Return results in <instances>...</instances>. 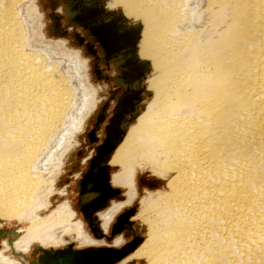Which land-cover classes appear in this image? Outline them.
I'll use <instances>...</instances> for the list:
<instances>
[{
	"label": "bare ground",
	"instance_id": "6f19581e",
	"mask_svg": "<svg viewBox=\"0 0 264 264\" xmlns=\"http://www.w3.org/2000/svg\"><path fill=\"white\" fill-rule=\"evenodd\" d=\"M36 1L0 0V226L27 221L18 238V226L0 230V239L7 238L0 264H37L40 253L56 250L45 248L49 244L125 245L118 247L121 237L112 245L92 238L80 220L73 222L68 200L45 213L63 158L94 107L95 90L79 51L43 33ZM97 1L64 0L67 24L88 29V40L101 43L104 56L113 44L140 38V62L132 64L125 51L116 56L124 60L122 75L133 81L123 83L109 121L124 117L126 123L108 127L100 147L104 160L92 158V176L78 182L79 211L93 212L106 196L96 209L106 232L115 214L137 198L138 172L148 170L165 183L142 194L132 218L146 226V236L113 264H264V0H100L103 9L104 3L113 9L107 16H126L122 36L101 28ZM114 17L105 29L122 30ZM129 18L139 22L128 24ZM135 24L138 33L131 34ZM152 69L143 91L150 99L142 104V96L134 109V77ZM103 164L108 180L110 166L119 168L110 183L123 188L125 199L100 211L119 194L103 186ZM125 213L114 224L118 235L133 240L135 210Z\"/></svg>",
	"mask_w": 264,
	"mask_h": 264
},
{
	"label": "rangeland",
	"instance_id": "374dc122",
	"mask_svg": "<svg viewBox=\"0 0 264 264\" xmlns=\"http://www.w3.org/2000/svg\"><path fill=\"white\" fill-rule=\"evenodd\" d=\"M56 1L58 3L60 0H56ZM103 1H105V3H108L110 0H103ZM50 3H52L51 0H37L36 3H35L37 11L40 14V20H41V23H42L41 29H43V33L47 34V37L50 40L58 41V39L59 40L60 39L61 40L64 39L66 41V46L68 48L79 51V53L82 56V58L84 60H86V63L88 65L87 73H88L89 79H90V82H88V83H91L93 85L94 90H95V92H94L95 94L93 95V99H94L93 101H94L95 104L93 105L94 107H92V109H91L92 111H90V113L91 112L92 113L91 114L89 113L86 116V119H85L86 121L83 122V124L80 126L79 130L76 132V136H74V138H73V142L74 143L72 145V149L70 151H68V153L63 158V164L60 166L61 167V172L59 173V175L56 178V181L54 183V188H56V189H55L54 193L49 197V201H50V204L48 206L49 210L47 209L45 211V213H49V211H52L53 209H55L59 204L64 203V201L68 200V203L71 205L72 209L75 211V218H74L75 220H73V222H76L77 219L80 220L83 223L84 229L86 230V232L92 238H94L95 240L101 241L102 242L101 244L112 245L111 242H113L117 237H121L122 241H120L119 244H118V247H121L122 245H124L127 242H129V240L132 239V236L129 235L130 237L129 236L123 237L122 235H118V233H116L114 236H112V238L114 237L113 240L111 239L112 241L106 239L104 236L102 238L96 237L94 235V233L91 231L90 223L88 221L85 222L83 220V215H82L81 212H79V210L77 208V205L79 203L78 202L79 198H78V193H76L75 188H74L76 186V182L75 181L78 179V175H79L77 173H79V171H80L81 172L80 174L82 175V171H84L86 169V166L89 165V161L87 163H86V161L81 163L84 158L80 159L77 163H75L74 161L77 159V155H79L78 157H82L81 156V155H83L82 151L87 156V154H89L90 150H93L96 147L97 144L102 142L101 137L97 138V137L94 136V131H95V128L93 127L94 126V117L97 114L98 109L100 108L99 106L103 105L104 102L110 100L109 95H110V93L112 92V89L115 86L109 81L102 80L101 76H99V75L96 77V75L94 73L95 66L97 67V62H98V61L95 62L96 55L92 56L89 53V51L87 52L85 50V48H84V46L82 44L81 45L77 44V42H76L77 40L75 39L76 35H78V37L81 38V41H78V43L79 42L81 43L83 41V38L80 35H83V34H75V35L72 34V32L79 31L80 29H79V27H75L73 25H68L67 24L66 20H67L68 16L65 13L64 6L62 5V2L57 4L56 5L57 7H55V8L52 7L50 5ZM105 3H104V9H103V6L100 7V8H102V10H105L106 13H111L113 11V9L112 10L109 9ZM118 9L122 10L120 7H118ZM54 15H56V16L54 17ZM58 15L61 17V19L59 21L60 22L59 26H61L62 28L65 29V30L62 31V33H63V35L67 33V35H65V36H61L58 33L53 32V29L51 28V24L52 23L54 24V21L59 19ZM124 18L127 19L125 15H124ZM122 19H123V17H122ZM136 22H139V20H134V19H131V18L128 19V24H134ZM84 36H85V38L87 40V35L84 34ZM139 39L137 41V45H138L137 47H139V41H140ZM99 65H100L99 68L102 69V72L105 71L106 73H108L110 75L113 74L114 71L117 72L116 68L112 64H110V67H107V66H105L104 64H101V63ZM105 72H103V73H105ZM152 73H153V69L150 70L149 73H147L146 76L143 78L144 80L142 81L141 85H142V88H143L144 91L146 89L145 81L147 80V76L148 77L149 76L152 77ZM141 91H142V89H141ZM142 93L144 95V100L142 101V104H143V102L145 104L146 100L150 99V96H148L144 92H142ZM113 103H114V100H110V104L109 105L112 106ZM110 111H111V107H109L108 110H107V112H108L107 116H110V114H109ZM101 129H103V131H104V128L101 127ZM89 132H92V135H91V138H92L91 140L92 141H90L92 143H90L89 139H88L87 133H89ZM94 138H95V140H94ZM76 164L78 166L77 169L75 171H72L71 169H73V167ZM118 169H119L118 167L110 166V169H109V180H108L107 183H108V185L111 188L118 189L119 190V194L117 196L115 195L114 197L110 198L106 202V204L102 207V209H100V211L108 208L107 206L109 205V203L111 201H114L116 199H117L116 201H123L125 199V197H124L125 191H123V188L122 187H118V186H114V185H112L110 183V175L112 173L118 172L119 171ZM76 175H77V177H76ZM80 177L81 176H79V178ZM150 180L152 182H153V180H157L158 183L155 184V185H151V184H149ZM137 183H138L137 188H138V190H140V191H138L137 198L130 205H126L120 211H118L119 213L115 214V216L112 219L113 221L110 222L109 228L107 229L106 232H102L100 227L98 226L99 230L105 236H110V234H111V228L110 227L116 222L117 216H119L121 213H123L124 211H126V210H128L130 208H133L135 210V213L131 216L130 220L134 223V228H136V230L138 231L137 235H140V238L142 237V239H143V237L146 236V226L140 220L135 219V218L132 219V218L134 217V215L139 210V207H140V203L139 202H140V197L142 196V194L145 195L146 194V192H145L146 190H149V191L160 190L164 186L165 182L163 180L161 182V179L156 177V176H154V175H152L150 171H148V170L145 171L144 170V171H139L138 172ZM58 190H59V192H58ZM98 212H99V210H97V211L95 210V211L92 212V217L94 219H96V221L99 220L97 216H98V214L100 212L99 213ZM41 215H43V214H41ZM14 226H18L20 229L22 228V230L19 231V233H18V236H17V238H18V237H20V235H23L24 227L27 226V221L23 220V221H19L18 222V221H15V220H13V221L10 220V221L7 222L6 225L0 226V230L1 229H6V230L10 231V230L13 229ZM11 227H12V229H11ZM6 235H8V232L6 233ZM116 235H118V236H116ZM3 242L7 243L6 236L2 237L0 239V243H1L0 244V250H4ZM71 244L75 248L88 247L86 245L82 246L77 241L72 242ZM101 244H99V245H101ZM37 246H38L37 244L32 245L30 250L27 252V257H29L28 259H29L30 263L36 257L37 253L35 252V249H36ZM62 247H64V246L61 245V244H58V245L49 244V245L45 246V248H49V249L50 248L57 249V248H62ZM8 250H10V247H9ZM7 251L4 253V256L9 257L10 259H14V261L21 260L18 254H14L11 251H9V252H7ZM28 259H27V261H28ZM144 260H147V258H145ZM3 264H5V263H3Z\"/></svg>",
	"mask_w": 264,
	"mask_h": 264
},
{
	"label": "water",
	"instance_id": "95a60500",
	"mask_svg": "<svg viewBox=\"0 0 264 264\" xmlns=\"http://www.w3.org/2000/svg\"><path fill=\"white\" fill-rule=\"evenodd\" d=\"M100 7H102V5L98 4V16L101 17V19L103 20V21L100 20L101 21V28L106 30L109 34H112V35L113 34H119L120 36H122V35L127 34V31H125L126 27H127V25L125 24L126 20L122 19V15H121L120 12L116 13V15L114 17L115 20H113L114 22L112 24L114 26H117V27H122L123 29L120 30V28H119V30H117V31L113 30L112 28H106L105 29L104 26L111 19L107 18L106 14L103 12L102 8H100ZM100 21H98V22H100ZM133 26H134L133 27L134 31L131 34H137L139 26H138V24H135ZM76 38H78V41H81V38L78 37V35H76ZM135 43H136V38L135 37H131V38H129L128 41L124 42V45H122L120 43L119 44L118 43L117 44H113L114 45L113 48L111 47L112 49L109 50L107 55L105 54V56H104L105 60L107 61V60L111 59L112 57L114 59H116V56L120 57L121 56L120 54L125 51V52L129 53L132 64L140 62V60L138 59V57H137V55L135 53ZM126 45H129L128 50L124 49V46H126ZM89 53L90 54L91 53L94 54L95 51L94 50H90ZM127 55H126V57H127ZM94 56H95V54H94ZM98 59L99 58L96 56L95 62H97ZM115 64L117 65V63H115ZM117 67H118V65H117ZM97 72L99 73V70L95 66V73H97ZM120 72H121V74H124V68L120 69ZM141 74H142V72H139L134 77L135 80H136L135 84L137 85L136 86V89H137L136 91L137 92H136V94L134 93V98H137V101L133 104L134 105V109H136L137 103L142 99V96L139 95V92L141 91V88L138 85L139 80L142 77ZM123 95H124V93H123ZM116 112L117 111L115 109L114 114H116ZM104 117H105L104 108H102L101 112L98 114V116L96 118L95 127L98 126V124L104 119ZM122 119H124V117H122ZM122 119H120L117 122V120L115 118H112L109 121V124L106 126V130H108V127H110V126H118ZM113 121H115V122H113ZM122 122L126 123V119H124V121H122ZM116 123H118V125H116ZM121 124H120L119 127H120V129L122 131L123 128H122ZM91 135H92V132H91ZM106 136H108V134ZM118 138L120 139V134L118 135ZM94 140H95V138H94ZM104 142L105 141L102 140V144L95 148L96 149V156L95 157L98 156L100 158L99 159L100 162H102L104 160V157L102 158V151H100V150H102V148H100V147H103L104 144H105ZM92 163H93L92 159L89 160V167H88V170H87L88 172H86L83 175V178L80 180V182L83 179H86L87 177H89V175H90V177L92 176V168H91ZM106 167H108V166H105L104 164L102 165V169L104 170V175L101 178L102 181H103V186L105 187V189H108V193H110L111 195L118 194L119 190L111 188L108 185V183H107L108 182V173L106 171ZM83 186H84V182H83ZM106 200H107V197L106 196H102L101 199L99 200L100 201L99 205L96 206L93 211H95L96 209L100 208L104 204V202ZM89 211H90V213H88V210L86 211V213H85V210L82 211V212H83L84 218L90 223L91 230H92V232L94 233V235L96 237L102 238L104 236L106 239L111 240L112 236H114L116 233H118L121 230V228L116 226L117 224H114L112 226V228H111L110 236H105L99 230L98 223H97L96 219H94L92 217V215H91L92 210H89ZM125 212H126L125 214H127V216H126V218H127L130 214H132L134 212V209L130 208V209L126 210ZM126 221H127V219H126ZM127 222H128L129 225L131 224L129 221H127ZM129 225H128V228H130ZM133 236H134V239L131 240L130 242H128L127 244H125L124 246H122L121 248L101 246V247H84L82 249H77V248H73L71 245H68V246L63 247V248H57L56 250L44 251L43 254L40 253L37 256L36 261H37V264H113L116 261H118L121 257L126 255L128 253L127 251L131 250L132 247L134 248V246H135V244L137 242L136 238H140V236L136 235V234L133 235ZM122 252H127V253L123 254L120 257H118L120 254H122Z\"/></svg>",
	"mask_w": 264,
	"mask_h": 264
},
{
	"label": "flooded vegetation",
	"instance_id": "af4514ba",
	"mask_svg": "<svg viewBox=\"0 0 264 264\" xmlns=\"http://www.w3.org/2000/svg\"><path fill=\"white\" fill-rule=\"evenodd\" d=\"M64 0H60L58 3H57V1L56 0H51V2L52 3H50V5L52 6V7H57L56 5L57 4H59V3H61V2H63ZM64 3V2H63ZM92 3V2H91ZM98 4H101V1L100 0H98L97 1V9H98ZM66 5V4H65ZM66 7H67V5H66ZM103 12H104V10H103ZM105 14H106V12H104ZM56 15H54V17H55ZM59 16V15H58ZM106 16H107V14H106ZM115 15H112V14H108V16H107V18L108 19H112L113 17H114ZM60 17V16H59ZM60 19H61V17L58 19V20H55L54 21V24L52 23L51 24V28L53 29V32H57L58 33V30L56 29V25L55 24H58V25H60ZM101 21H103L102 19H101ZM58 29H60V30H65L64 28H62L61 26L59 27L58 26ZM79 31H74V32H72V34L73 33H77V34H83V35H80L82 38H83V40L84 41H82L83 43H82V45L84 46V48H85V50L86 51H88L89 49L90 50H94L95 52H96V55L98 56V62H97V67H98V70H99V73H97V76L99 75V76H101V78H102V80H106V81H109V82H111L115 87L112 89V92L110 93V95H109V98H110V100H114V103H113V105L112 106H110L109 104H110V100L109 101H106V102H104L103 103V105H101V106H99L100 108L98 109V112H97V114L95 115V117H94V128H95V131H94V136L95 137H101V140H103L104 138H105V136L104 135H106V126L109 124V119L112 117V115H113V110L116 108V106L118 105V103H119V98H120V96L122 95V93H123V91H124V87H123V83H125V84H127V83H129V82H131V81H133L132 79H129V78H125L122 74H121V72H120V66L122 65V63L124 62V60L123 59H121V61H117V59H120V58H117V59H114V60H112L109 64H107V62H106V60H105V58H104V54L102 55V54H100V51H99V48L100 49H103V45L101 44V43H99L98 41H96V42H94V43H91L89 40H88V36H87V40H86V38H85V36H84V34L86 35V34H89V31H88V29H86V28H84L83 26H79ZM72 31V30H71ZM87 44V45H86ZM90 44V45H89ZM86 45V46H85ZM89 46H90V48H89ZM136 46H137V43H136ZM127 49V48H126ZM102 59H103V61H102ZM101 63V64H104L105 66H107V67H110V64H112L115 68H116V70H117V72H115L114 71V73L113 74H108V73H106L105 71H103V72H105V73H103L102 72V69H100L99 68V64ZM106 63V64H105ZM115 63H117V65H118V67H117V65L115 64ZM96 76V77H97ZM146 76V75H145ZM144 76V77H145ZM144 77H141L140 78V83H139V87L142 89V91H140L141 93H139V95L140 96H143L144 97V95H143V88H142V81L144 80L143 78ZM99 78V77H98ZM100 78V79H101ZM105 83V82H104ZM106 84V83H105ZM117 99V100H116ZM109 107H111V111L109 112V114H110V116H107V114H108V112H107V110H108V108ZM102 108H104V113H105V117H104V119L98 124V126H96L95 127V122H96V119L95 118H97V116H98V114L101 112V110H102ZM129 116H127V118H128ZM105 119H107V120H105ZM98 127V128H97ZM101 127L102 128H104V131H103V129H101ZM101 131V132H100ZM87 135H88V139H91V132H89V133H87ZM103 138V139H102ZM90 141V140H89ZM101 144V142L99 143V144H97L96 145V147L97 146H99ZM95 147V148H96ZM93 149V150H90V152H89V154H87V156H86V154H84V152L82 151V153H83V155H81L82 157H78L79 155H77V158L80 160V159H82V158H84L85 156V158L82 160V162L81 163H83L84 161H86V163L89 161V160H91L92 158H94L95 157V153H96V149ZM78 160V161H79ZM75 163H76V160L74 161ZM77 165H75L74 167H73V169H71L72 171H75L76 169H77ZM81 170V169H80ZM87 170H88V165L86 166V169L84 170V171H82V175L80 174L81 172L79 171V175H78V179L75 181L76 182V186L74 187L75 188V191H76V193H78V198H79V192L77 191V184H78V182L82 179V176L87 172ZM109 172V171H108ZM79 176H81L80 178H79ZM66 181V180H65ZM79 200V199H78ZM77 208H78V205H77ZM79 210V209H78ZM80 212V211H79Z\"/></svg>",
	"mask_w": 264,
	"mask_h": 264
}]
</instances>
